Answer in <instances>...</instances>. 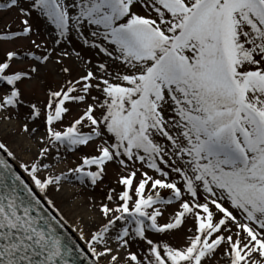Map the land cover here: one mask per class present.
Wrapping results in <instances>:
<instances>
[{"label":"snow or ice","instance_id":"6c2138e0","mask_svg":"<svg viewBox=\"0 0 264 264\" xmlns=\"http://www.w3.org/2000/svg\"><path fill=\"white\" fill-rule=\"evenodd\" d=\"M0 11L15 13L0 44L32 46L0 59V112L23 110L38 146L24 161L0 141V264H264V0H6ZM48 69L59 85L26 100L21 85ZM66 153L79 162L57 171ZM110 166L99 222L73 238L50 193L96 188Z\"/></svg>","mask_w":264,"mask_h":264},{"label":"rangeland","instance_id":"374dc122","mask_svg":"<svg viewBox=\"0 0 264 264\" xmlns=\"http://www.w3.org/2000/svg\"><path fill=\"white\" fill-rule=\"evenodd\" d=\"M3 2H6V0H0V3ZM14 20L15 13L0 11V28L4 27L5 22H12ZM16 27L17 25L12 23V28ZM37 39H43V37L41 36ZM30 48L32 46L28 40H19L15 44H0V59L4 57L7 50L24 52ZM14 67L28 68L30 67V61L26 58L24 63L14 65ZM59 83L60 80L57 78L56 72L48 69L42 71L41 76L36 80L25 81L21 85V88L26 100L43 101L46 99L47 89L50 87L55 88ZM29 84L31 85L30 87L28 86ZM6 115L7 113L0 112V141L6 143L16 153L19 160L28 161L32 159L38 146L32 137H29L21 130L22 123L24 122L23 110H21L20 115H17L15 112L11 113L13 118L10 120L4 119ZM72 118V116H68L67 121H70ZM40 130L43 131V128ZM83 151L92 152L93 150L88 148ZM65 155L67 158L56 166L57 171L67 170L79 162L80 153H66ZM114 179L115 169L110 166L104 183L98 185L96 188H92L90 185H81L79 182L72 180L71 182H65L59 192L53 191L50 195L63 212L69 226L72 229L83 227L87 233L100 219L98 209L94 205L103 199L107 187L113 185ZM172 242H182V234H177ZM208 264H218V257H213L208 261Z\"/></svg>","mask_w":264,"mask_h":264},{"label":"water","instance_id":"95a60500","mask_svg":"<svg viewBox=\"0 0 264 264\" xmlns=\"http://www.w3.org/2000/svg\"><path fill=\"white\" fill-rule=\"evenodd\" d=\"M69 231L71 232L73 238H77L76 235H74V233L70 230V228H69ZM81 243H82V242H81Z\"/></svg>","mask_w":264,"mask_h":264},{"label":"bare ground","instance_id":"6f19581e","mask_svg":"<svg viewBox=\"0 0 264 264\" xmlns=\"http://www.w3.org/2000/svg\"><path fill=\"white\" fill-rule=\"evenodd\" d=\"M70 230H72V228L69 226ZM74 233V232H73ZM74 235H76V233H74ZM77 237V236H76Z\"/></svg>","mask_w":264,"mask_h":264}]
</instances>
